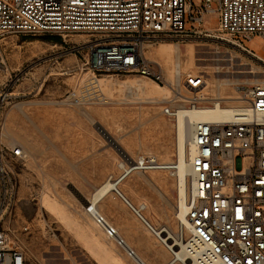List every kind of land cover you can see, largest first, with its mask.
Returning a JSON list of instances; mask_svg holds the SVG:
<instances>
[{"label":"rangeland","instance_id":"374dc122","mask_svg":"<svg viewBox=\"0 0 264 264\" xmlns=\"http://www.w3.org/2000/svg\"><path fill=\"white\" fill-rule=\"evenodd\" d=\"M185 19L188 28L196 27L187 16ZM217 26L215 12L204 16V28ZM83 35L89 36L87 33H70L65 39L69 43L78 42ZM239 41L264 59L262 38L255 35L250 40L239 38ZM175 44L179 47L177 58L172 55ZM190 46L195 48V58L188 56ZM139 47L149 61L161 63L164 86L134 73H96L94 76L84 65L87 49L73 51L62 38L61 43H53L41 38H23L16 33L0 34V83L6 84L5 89L11 93L0 107V120L4 123L5 141L21 145L25 154L23 161L13 165L19 186L6 226L31 264H107L103 256H93L81 240L86 239L83 235L90 229L106 240L102 230L81 206L86 205L85 198L90 197L99 184L110 177L118 178L124 172L119 164L125 163L127 167V162L100 129L134 159L149 152L159 163L174 162L176 119L164 116L161 108L172 96L169 88L176 63L180 66L181 79L188 72L205 76L208 93L212 95L218 91L222 95L234 92L222 84L225 83L222 79H240L246 83L255 80L254 73L226 76L224 72L228 67L243 69L244 65H239L241 62H246L247 68L252 67L254 71L262 70L263 73L255 75L256 79L264 80L262 61L217 38L148 36L140 41ZM211 47L217 48L219 53H208ZM168 56L174 63L173 69L162 63ZM135 78H140L146 85V91L140 93L132 88L135 91L129 96L125 86ZM98 83L102 84V91L95 93ZM166 84L169 87H165ZM183 93L190 95L186 91ZM21 103L22 111L18 107ZM173 171L134 170L119 182L118 187L133 205H147L143 214L154 226L166 225L176 231L178 220L174 206L178 192ZM148 178L156 185L149 184ZM46 190L52 192L75 218L78 228H71L40 208V196ZM96 207L146 264H166L171 259L168 251L142 228L141 222L112 192L100 199ZM109 249L121 264H137L115 242Z\"/></svg>","mask_w":264,"mask_h":264},{"label":"built area","instance_id":"2783aa9c","mask_svg":"<svg viewBox=\"0 0 264 264\" xmlns=\"http://www.w3.org/2000/svg\"><path fill=\"white\" fill-rule=\"evenodd\" d=\"M213 12L218 26L204 28V16ZM186 16L196 27H187ZM2 33L57 35L73 51L87 49L84 65L94 76L134 73L164 85L163 69L139 47L143 38L202 35L234 41L236 49L264 62L239 41L255 35L264 40V0H0ZM70 33H87L90 41L69 43L65 37ZM227 79L222 84L233 89L234 99L208 93L207 78L200 73H185L183 79L178 74L170 85L172 96L161 108L174 119L180 106L220 107L225 114L196 120L188 137L189 181L183 204L189 227L178 226L171 233L166 225L154 226L143 214L145 204L133 205L119 189L122 179L109 178L115 183L113 196L180 264H264V81ZM5 87L0 83V107L11 95ZM4 135L0 120V264H31L6 226L19 186L13 165L25 154ZM163 165L153 155H141L122 177L134 170L167 169ZM86 212L105 237L123 247L124 239L102 213L92 205ZM125 251L134 254L131 248Z\"/></svg>","mask_w":264,"mask_h":264},{"label":"bare ground","instance_id":"6f19581e","mask_svg":"<svg viewBox=\"0 0 264 264\" xmlns=\"http://www.w3.org/2000/svg\"><path fill=\"white\" fill-rule=\"evenodd\" d=\"M81 39L84 40L85 42L90 41L89 36L87 37V36L83 35V36H81ZM229 43L234 45V47H237V45H238V42H234V41H231V42L229 41ZM197 45H200V44H197ZM210 49H211V51L208 52V53H211V54L212 53L213 54L219 53L217 51V48L211 47ZM238 49L240 51H242L241 48H238ZM178 50H179V47H178L177 44H175L174 45L173 54H172L173 57L175 56V58H177L176 56L179 55L178 54ZM195 54H196L195 48H192L190 46L189 50H188V56L192 57V58L193 57L195 58ZM202 60L203 61H207L208 59L202 58ZM152 62L155 65H158V66L161 64L158 60H153ZM162 63L169 69H173L174 67L176 68L173 80L171 79L172 81H170V85H171L176 80L177 75L180 74V70L178 68L180 66H178L179 65L178 63H176L175 66H174V63H173L172 59H170V56L165 57L162 60ZM239 65H244L243 69L242 68H237L236 69V68L228 67L226 69V71L224 72V73H226V76H232V77L239 76V75L245 76V75L254 73V75H252V76H253V78L256 79L257 77H256L255 73H257V74L258 73H263L262 70L261 71L260 70L259 71L258 70L254 71L252 67H250V68L248 67L247 68V66H246L247 63L246 62H241ZM216 72H219V70L215 71V73ZM140 77H142V76H140ZM222 80L229 81L227 78L222 79ZM262 81H264V80H262ZM141 82L142 81L140 80V78H135L133 81L129 82L125 86V88H127V90H128V95L129 96L132 94V91H135V90H132V88H135L140 93H145V91H146V87L145 86L146 85H143ZM157 85H160V84H157ZM167 86L169 87V84L168 85L166 84L165 87H167ZM164 89H167V88H164ZM169 89H167V90L169 91ZM167 90H164V91L166 92ZM97 91H99V92L102 91V84H100V83L97 84L95 93ZM135 93H137V92H135ZM95 95H97V94H95ZM214 96L215 97H221V98H228V99H234V98L237 97L236 93H234V92H232L231 94L228 93V94L222 95V93L220 91L216 92V94ZM170 97H168V98L165 97L164 101H165L166 98H167L166 100H168ZM22 104L23 103L18 104L19 105L18 106L19 110H21V111H22V109H21L20 106ZM180 107H181L180 111L178 112V115H177V118H176V135H177V137H176V153H175L176 154V159H175L174 162H166V163L162 162V163L164 164L163 166L165 168H167L169 170L174 169V171L171 172V173L176 176V186H177V192H178L177 194H178V199H179L178 205L176 204L174 206V209H175L174 214H175L176 219L178 220V226H180L181 229H184L185 227H189L188 226V221H187V219L185 217V207H184V204H183V199H184V196H185V193H186V189H187V184H188V181H189V165H188V162H187V151H188L187 145H188V137L190 135L192 125L198 119H218V118L223 117L225 114L221 111L220 107L211 106V107H200V108H195V109L182 108V106H180ZM100 132L102 133V135H104V137L107 140H109V138H111L107 134V132H105L103 129H100ZM11 142H14V141H11ZM109 142H110V144L112 142V145L124 156L125 161L127 163H130V165L128 167H131L132 161L134 160V158H132L131 156L125 154L123 152V150H121L118 147L117 142L115 140L110 139ZM149 154L150 153L148 152V153H145L143 155H149ZM119 167L122 168L123 171H128V167L125 166V163H120ZM120 179H123L122 173L119 176V180ZM147 181H148L149 184H151L153 186L156 185V184H154V182L150 178H148ZM114 184H115L114 181H112L110 179H107L102 184H99V186L94 189V192L91 194V196L85 198L84 201H87L86 205H84V206L82 205L81 206L83 209H85V212H86V207L88 205H92V209L94 211L98 210L97 207H96V204L98 203V201L100 199L104 198L107 194H109L111 192V189L113 188ZM45 188H47V186ZM161 194H163V193H161ZM39 203H40V208H42L43 210H45L48 213L52 214L54 217H56L61 222H64L66 225L70 226L71 228H76V227L78 228V224L79 223H77L75 218L73 216H71L69 214V212L61 205V203L56 199V197L54 196V194L52 192L47 191V190L46 191H42ZM146 208H147V205L145 204V209ZM87 215H88V213H87ZM79 228L81 229V227H79ZM82 231H84V229ZM173 232H175V231L171 230V233H173ZM83 236L86 239H81V240H83L85 248L93 256H96V255L97 256L98 255L103 256V259H104L105 262H107V264L109 262H112L114 264L115 263L116 264H121L119 259L116 258V256L114 254H112V252L109 249V248H111V246H112V244L114 242L113 239H110V238H107V237L105 238L106 240L101 239L95 232H93L92 229L89 230L88 234H84ZM124 242H125V244L122 247L124 250H127V248H131V246L129 244L130 242H128L125 239H124ZM133 252H134V254L131 255L130 257H132L133 260L136 261L137 264H146L143 261V259L140 257L139 253L135 252L134 250H133ZM177 255H180V252H177ZM101 259H102V257H101ZM104 264H106V263H104ZM166 264H176V261L170 259Z\"/></svg>","mask_w":264,"mask_h":264},{"label":"trees","instance_id":"16d2710c","mask_svg":"<svg viewBox=\"0 0 264 264\" xmlns=\"http://www.w3.org/2000/svg\"><path fill=\"white\" fill-rule=\"evenodd\" d=\"M23 38H29V39H34V38H41L45 41H51L53 43H61V37L57 35H42V36H25L22 35Z\"/></svg>","mask_w":264,"mask_h":264},{"label":"crops","instance_id":"0c3cea01","mask_svg":"<svg viewBox=\"0 0 264 264\" xmlns=\"http://www.w3.org/2000/svg\"><path fill=\"white\" fill-rule=\"evenodd\" d=\"M152 180V179H151ZM153 181V180H152ZM155 184V183H154ZM121 201V200H120ZM122 202V201H121ZM123 203V202H122ZM123 205L129 210V212H130V214L131 215H133L132 213H131V211H130V209L123 203ZM133 217H134V215H133ZM135 218V217H134ZM136 219V218H135ZM141 224V223H140ZM142 225V224H141ZM142 228H144V229H146L145 227H144V225H142ZM118 230V229H117ZM119 233V232H118ZM120 235V234H119ZM121 236V235H120ZM122 237V236H121ZM123 238V237H122ZM124 239V238H123ZM132 250H134L133 248H132ZM135 251V250H134ZM136 252V251H135ZM143 254V253H142ZM141 257V256H140ZM140 259V258H139ZM144 261V260H143Z\"/></svg>","mask_w":264,"mask_h":264},{"label":"water","instance_id":"95a60500","mask_svg":"<svg viewBox=\"0 0 264 264\" xmlns=\"http://www.w3.org/2000/svg\"><path fill=\"white\" fill-rule=\"evenodd\" d=\"M110 139H112V138H109V140H110ZM109 140H108V141H109ZM111 145H112V142H111ZM113 147H114V146H113Z\"/></svg>","mask_w":264,"mask_h":264}]
</instances>
